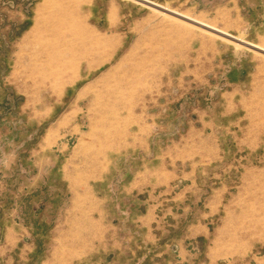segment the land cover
<instances>
[{
	"label": "rangeland",
	"instance_id": "374dc122",
	"mask_svg": "<svg viewBox=\"0 0 264 264\" xmlns=\"http://www.w3.org/2000/svg\"><path fill=\"white\" fill-rule=\"evenodd\" d=\"M0 264H264V0H0Z\"/></svg>",
	"mask_w": 264,
	"mask_h": 264
}]
</instances>
